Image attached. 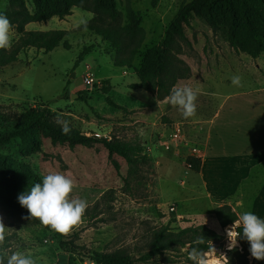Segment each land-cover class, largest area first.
I'll list each match as a JSON object with an SVG mask.
<instances>
[{
    "label": "rangeland",
    "instance_id": "rangeland-1",
    "mask_svg": "<svg viewBox=\"0 0 264 264\" xmlns=\"http://www.w3.org/2000/svg\"><path fill=\"white\" fill-rule=\"evenodd\" d=\"M15 1L0 0V12L11 8ZM23 1L29 12L34 11V0ZM114 1L119 12L116 22L75 7L63 20L53 17L45 23L25 26L27 31H65L64 41L70 49L59 45L46 54L29 49L19 53L15 63L0 67V128L11 129L18 123L20 114L30 108L44 109L53 125L62 127L60 121L66 120L70 127L87 136L136 142L141 145L146 160L139 161L130 174L125 161L116 155L109 159L101 145L69 148L53 145L46 138L41 139L39 152L32 155H24L16 140L0 146V156L25 165L41 181L43 176L54 172L73 181L70 198L84 199L88 207L82 222L61 235L79 251L89 255L120 253L136 260L148 251L153 233L158 229L167 226L172 232H178L207 224V219L193 216L188 210L195 207L203 210L204 206L198 208L197 200H188L193 192L202 191V185L199 177L186 169L183 159L177 156L184 155V151L174 154L160 144L164 132L175 123H183L187 137L191 138V123L197 118H185L167 98L159 101L143 90L130 89V85L138 82L133 69L115 68L112 65L115 50L84 26L94 21L104 27H122L127 23V10L131 9L140 17L144 33L132 63L137 68L146 49L161 44L179 7L192 0ZM183 33V37H175L169 70L182 71L181 65L174 62L180 59L189 61L199 73L209 72L200 85L202 91L230 97L226 101L228 108L252 111L256 105L264 104V91L258 92L264 86L263 53L255 57L236 54L227 43L226 28L222 25L211 28L197 14H191ZM11 36L13 42L16 39L13 28ZM86 47L90 48L89 53L74 67ZM217 49L225 54L224 60L214 58ZM234 75L241 77L242 86L232 84ZM84 76L91 77L94 86H84ZM107 99L127 112L111 107ZM195 103L199 114L209 109L211 101L202 98ZM111 161L118 164V173ZM8 188L0 174V223L5 235L0 241V256L6 258L20 251L33 257L36 264H67L68 255L58 246L57 232L28 222L16 213L10 207ZM208 220L206 227L218 237L207 242L210 249L203 251L207 259L218 264H241L242 261L255 264V259L248 250H242L239 241L235 248L229 249L225 230L231 226L218 228L214 217ZM199 236L202 237V231L190 234L188 239L196 241ZM191 250L187 243L136 264H194L189 258ZM242 254L246 255L245 259ZM70 264L101 263L77 255L71 258Z\"/></svg>",
    "mask_w": 264,
    "mask_h": 264
},
{
    "label": "trees",
    "instance_id": "trees-1",
    "mask_svg": "<svg viewBox=\"0 0 264 264\" xmlns=\"http://www.w3.org/2000/svg\"><path fill=\"white\" fill-rule=\"evenodd\" d=\"M11 8L0 12L6 15L16 33V39L11 47L0 49V67H5L17 61L19 53L29 49L49 53L59 47L69 50L70 47L64 41L65 31H27L25 26L30 23H45L53 17L63 20L71 15L72 8H80L96 17L101 16L110 22H116L119 12L115 7L114 0H34L35 9L29 12L23 0H16ZM191 14L202 17L211 28L222 25L226 28L227 43L236 53H247L255 57L264 54V0H192L181 5L174 18L166 29L164 39L161 44L154 45L144 52L141 62L137 68L133 66V60L140 50L144 33L140 27V17L131 9L127 10V23L122 27H104L94 21L87 23L84 27L93 31L102 41L107 42L115 50V57L112 65L115 68L133 69L138 80L137 83L129 86L132 90H143L154 95L157 100L166 99L171 89L178 80L187 79L190 69L184 61L175 59V63L181 65L182 71H171L167 67L171 66V52L175 49V37H183V29L189 25ZM90 48H83L74 62V67L83 60L89 53ZM107 103L123 112L125 108L113 103L110 99ZM47 112L42 109L30 108L19 116L18 123L11 129L0 128V146L10 144L12 141H19L24 155H32L39 152L41 139H49L53 145L90 147L101 145L107 152L109 159L113 155L122 158L129 167V173L134 170L139 161L146 160L142 155L140 144L122 143L98 138L93 135L87 136L81 131L71 128L67 135L63 134L62 127L53 125L47 119ZM115 171L118 173L119 166L115 161H111ZM193 172H198L200 160L189 158L185 163ZM0 174L8 184L11 203L10 207L15 210L24 220L37 224L46 230L49 227L42 225L37 218L31 219L27 209L22 208L17 200L20 193L30 189L35 183L41 180L33 175L28 167L15 160H10L0 156ZM213 216L217 220L220 228L232 226L237 215L229 206L217 207L213 210ZM235 231L240 232L242 225L236 226ZM202 231L203 243H196L195 240L188 239L190 234ZM218 237L215 231L205 225L188 227L178 232H172L167 226L162 227L153 233V238L146 253L136 260L120 253L94 252L89 255L78 250L72 242L66 241L63 235L57 233L58 246L61 251L68 255L70 264L73 256H82L99 260L101 264H136V262H148L154 257L161 255L174 247H183L187 243L191 248H199L206 252L210 249V240ZM242 250H248L250 245L246 240H239ZM244 254V253H243ZM242 254L245 259L246 255ZM241 264H246L242 261ZM255 264H264V260Z\"/></svg>",
    "mask_w": 264,
    "mask_h": 264
},
{
    "label": "crops",
    "instance_id": "crops-1",
    "mask_svg": "<svg viewBox=\"0 0 264 264\" xmlns=\"http://www.w3.org/2000/svg\"><path fill=\"white\" fill-rule=\"evenodd\" d=\"M227 50L231 57V51ZM224 55L217 49L214 58L224 60ZM184 62L189 66L190 75L178 80L175 86L187 85L198 90L197 100L211 101L209 109L193 116L197 118L191 123L193 136L188 137L202 154L199 171L194 173L203 191L193 192L188 200H197L198 208L204 206L203 210L188 208L189 212L204 221L207 219V224L214 217L213 210L221 206H229L237 218L251 210L264 219V104L256 105L252 111L226 107L230 97L205 93L200 87L210 73H199L189 61ZM260 87L258 92H263L264 86ZM180 217L183 219L184 215Z\"/></svg>",
    "mask_w": 264,
    "mask_h": 264
},
{
    "label": "clouds",
    "instance_id": "clouds-1",
    "mask_svg": "<svg viewBox=\"0 0 264 264\" xmlns=\"http://www.w3.org/2000/svg\"><path fill=\"white\" fill-rule=\"evenodd\" d=\"M12 24L9 18L0 13V49H7L12 44ZM232 84L241 85V77L234 75ZM198 90L185 85L174 86L167 97L171 105L177 107L185 117H192L196 113V100ZM62 133L67 135L71 132L69 122L60 121ZM73 190V181L60 173H50L43 176L42 181L35 183L30 189L20 193L17 197L22 208L27 209L31 219L37 218L39 222L59 234H67L75 226L82 222L88 203L84 199L70 198ZM242 225L240 232L235 227ZM229 240V249L235 248L239 240H246L252 258L257 261L264 260V219L260 218L251 210L241 213L233 225L226 230ZM5 239L4 226L0 223V241ZM205 240L198 237L196 243ZM189 258L194 264H213L206 258V254L199 248H192ZM0 264H36L33 257L17 251L6 258L0 256Z\"/></svg>",
    "mask_w": 264,
    "mask_h": 264
},
{
    "label": "built area",
    "instance_id": "built-area-1",
    "mask_svg": "<svg viewBox=\"0 0 264 264\" xmlns=\"http://www.w3.org/2000/svg\"><path fill=\"white\" fill-rule=\"evenodd\" d=\"M94 84L95 81L91 77H83L84 86H94ZM190 129L192 130L193 127L191 126ZM160 144L165 151H169L174 154H178V152L185 151L186 149L187 151L184 153V155H177L183 159L184 164L189 158L200 160L202 156L200 149L191 145V142L186 136V128L183 123H175L168 132H164V135L160 139ZM185 166L188 168L186 164Z\"/></svg>",
    "mask_w": 264,
    "mask_h": 264
},
{
    "label": "bare ground",
    "instance_id": "bare-ground-1",
    "mask_svg": "<svg viewBox=\"0 0 264 264\" xmlns=\"http://www.w3.org/2000/svg\"><path fill=\"white\" fill-rule=\"evenodd\" d=\"M213 262V264H218V261H212Z\"/></svg>",
    "mask_w": 264,
    "mask_h": 264
},
{
    "label": "water",
    "instance_id": "water-1",
    "mask_svg": "<svg viewBox=\"0 0 264 264\" xmlns=\"http://www.w3.org/2000/svg\"><path fill=\"white\" fill-rule=\"evenodd\" d=\"M73 76V75H72Z\"/></svg>",
    "mask_w": 264,
    "mask_h": 264
}]
</instances>
